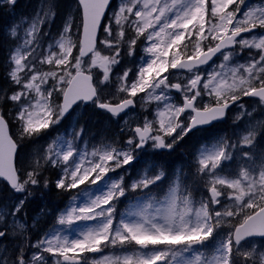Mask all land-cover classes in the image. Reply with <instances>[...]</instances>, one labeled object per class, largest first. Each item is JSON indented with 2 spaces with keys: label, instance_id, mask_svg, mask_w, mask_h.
<instances>
[{
  "label": "snow or ice",
  "instance_id": "snow-or-ice-1",
  "mask_svg": "<svg viewBox=\"0 0 264 264\" xmlns=\"http://www.w3.org/2000/svg\"><path fill=\"white\" fill-rule=\"evenodd\" d=\"M16 2L0 0V6ZM77 3L80 23L67 16L54 43H43L49 32L41 34V28L54 22L56 0H44L22 36L19 23L8 29L18 43L6 59L11 90L0 89V184L19 195L0 206V241H16L13 249L2 245L0 264H264V246L254 239L264 240V150L255 152L257 140H264V119L249 123L236 142L220 138L198 149L194 178L204 189L198 201L188 184L181 190L182 167L174 169L164 199H153L152 186L167 176L162 161H147L130 183V168L108 176L147 148L171 154L189 133L223 120L233 105L251 116L255 109L238 103L243 97L264 111V0L257 7L248 0H118L107 18L111 0ZM245 50L248 58L239 62ZM214 57L219 63L205 76L200 69ZM141 93L142 108L157 102L154 117L130 127L123 145L79 151L74 141L83 140L84 127L73 122L71 139L57 133L42 157L17 164L20 141L38 140L87 105L119 117L136 107ZM9 116L19 140L9 134ZM241 118L237 114L236 121ZM237 156L241 163L233 171ZM48 168L58 170L57 190L103 182L88 203L57 216V224L68 228L78 221L96 224L71 238L53 229L32 241L23 209L37 188H49ZM130 191L146 202L114 223L116 205ZM130 246L131 254L87 255Z\"/></svg>",
  "mask_w": 264,
  "mask_h": 264
},
{
  "label": "rangeland",
  "instance_id": "rangeland-1",
  "mask_svg": "<svg viewBox=\"0 0 264 264\" xmlns=\"http://www.w3.org/2000/svg\"><path fill=\"white\" fill-rule=\"evenodd\" d=\"M43 2L44 0H17L14 8L10 7L11 10H10V16H9L8 21H12V22L7 28V32H8V29L12 25L19 23L20 24L19 31L22 36L24 32V28L27 27V25L31 22V19L33 18L34 14L37 12L38 7H40ZM117 3H118V0L114 2L107 17H111L112 12L115 9ZM248 3L252 7H257L260 5L261 0H248ZM69 15H71L74 18L75 24L80 23V20H79L80 13H79V9L77 7L76 2L74 0H56V18L54 22L51 24V26L46 24L42 26L41 28V34H43L44 31L49 32L48 36L43 37V43L45 45L50 41L54 43V39L58 38V32L61 29L65 18ZM244 35H248V34H244ZM7 36H8V33H7ZM9 40L11 41L12 44H11V47L8 48V54H9V51L13 49L14 45L18 43L17 40H12V39H9ZM247 51L248 50H245V55L237 57V60L239 62H244L245 60H247L248 58L246 54ZM141 55H143V53L140 49H138L137 57ZM217 63H219V57H217L210 65L200 70L205 76H207L210 72H212L213 68L216 67ZM129 64L131 65V62H129ZM117 70H119V66H117ZM94 71H98V69H94ZM3 90H9V91L11 90L8 79H7V85ZM114 91H115V88H112L110 90V92H114ZM120 95H124V94L121 93ZM143 95L144 94L141 93L137 96L136 109L134 111L129 112L122 119H117V120L102 119V123L97 131L94 128H91L92 122H93L92 118L87 119V123L89 125L87 124L86 127L84 126L83 122L81 123L77 122L78 114L82 116V112H83L82 108L84 107L83 106L82 108L78 109L75 113H71L69 116H67V118L61 121V123L57 125L55 128L50 129L47 133L43 134L38 140L20 141V147L18 149V156H17V164L22 165L26 159H29L32 157H35V158L42 157L49 141L53 137H55L57 133L63 134V139L65 140L71 139V136L69 134V129H70V125H72L73 122H75L77 128L80 125H83L84 127L83 140L74 141V147H76L79 151L91 152L93 148L100 149V148H103L107 144H113V143L116 146L123 145L127 137L132 134L131 131L128 130L130 127H135L136 124L138 123L142 124L143 118L145 116H148L150 119L154 117L155 110L157 108V102L152 101L146 105V108H142L141 104L143 103V101L140 100V97ZM172 95L176 98L177 102L180 101L179 93H176L173 90ZM109 99L111 103L118 102L115 99H111L110 96H109ZM253 101L254 100L246 99L245 97H243L241 101H238V103H242L246 106V110L255 109V111L253 112L251 116L244 114V110H241L237 108L235 105H233V107L228 112L227 120H226L227 122L225 125L220 124L216 129L211 130V131L199 130L197 132L190 133L188 136L184 138V140H182L176 146L175 153L184 152L187 155H180L179 158L187 160L186 156H188L189 160L191 158H193L194 160V156L198 155V149H200L201 146L208 147L211 144H215L217 141L220 140L221 137L229 142H236L237 140L241 139L242 133L245 131L249 123L254 124L260 121L261 119H264V111H261L260 108H257V106L254 104ZM261 107H264V106H261ZM161 108H162V105H161ZM89 110L90 111L86 113H90L92 111V109H89ZM4 112L7 114L8 112L7 106H5ZM237 114H240L242 116V118L238 121H236ZM125 118H127L128 120L127 125L124 124ZM8 119L10 121L11 135L13 136L14 139L19 140L18 126L16 124V121L13 120L11 116H9ZM121 128H124L125 131H121ZM244 150H248V149L246 148ZM261 150H264V143L258 142L255 147L256 154L259 155ZM166 153L167 152H161L160 154H166ZM157 155L159 154H155L152 149L147 148L145 151L140 152L138 154V160H134L132 164L128 166H124L123 168L117 169L115 172H109L108 176L115 178L120 173H123L125 171V168H130L131 169L130 174L125 176V183H130L132 179L138 178V175L143 174L141 170L147 166L146 165L147 161H149L150 159L158 161ZM240 163H241V160L237 156V158L231 162V170L234 171ZM195 168L196 166L195 167L193 166L192 170L187 171L186 178L182 183V190H183V184L185 183L188 184L193 189L194 199L198 201L200 199V193H202L204 189L200 187L199 181L194 178ZM55 170H56V175L58 176V170L57 169ZM149 171L150 173H155L156 168L151 167ZM170 180L171 179L168 178L167 183L163 188L165 187L166 189L168 188ZM102 185H103V182L101 181V182H98V185H92L90 183H86V184L80 185L76 189H72L71 191L62 190L65 193V200L62 202L61 207L58 208L57 211L53 214V217H52L53 223L50 224L47 230H39L36 225L34 227L31 225V227L29 228L30 230L29 229H28L29 231L27 230L30 237L36 236L39 239L44 234L50 233L51 230L55 229L59 232V234L68 235L71 238L77 231L84 229L86 227L94 226L96 224V221H78L76 222V224H74L70 228L65 227V226H60L57 224V216L61 212L68 210L72 206H81L85 203H88L92 198L95 197V195L100 194L99 186H102ZM53 188L56 189L55 183H54ZM164 191L165 190H162L161 194H163ZM130 193L133 194V191H130L129 193H127L125 197L121 198V201L124 200L121 206H119L120 203L116 205L117 215H116V219L114 223L118 222L119 219L121 218L129 219L130 217L127 215V213L130 211L138 210V208L143 203L146 202V198H144V200H141L138 195L135 194V196H131ZM18 195L19 194H16L14 196L12 192H9V195L6 197V201L8 202H5L4 200L2 204L10 205L11 202H13L16 196ZM73 196L76 197L75 200H73ZM128 196H131V198L128 199ZM134 198L139 199L140 202L128 205ZM159 200H163V199H159ZM223 230H226V229H222V231ZM5 241H12L13 244L7 245L3 243ZM258 242H260L261 246H264V241H258ZM15 243L16 241L12 237H9L7 240L0 241V251H3L2 245H6L8 249H13L15 246ZM133 250H134V246H130L124 249L109 247V248H105L102 253H91L87 255L91 257L99 258L103 255L131 254Z\"/></svg>",
  "mask_w": 264,
  "mask_h": 264
},
{
  "label": "trees",
  "instance_id": "trees-1",
  "mask_svg": "<svg viewBox=\"0 0 264 264\" xmlns=\"http://www.w3.org/2000/svg\"><path fill=\"white\" fill-rule=\"evenodd\" d=\"M10 10L11 8L9 6H0V89H4L7 85V77L5 71L6 59L8 54V48L11 47L12 44L11 41L9 40V37L7 36L8 33L7 28L12 22V21H8L10 16ZM89 111H90L89 109L86 108L84 109V111L82 112V116H79L78 123L83 122L84 126H87L88 124L87 119L92 118L93 122L91 128H94L97 131L102 123L104 114L94 111L93 113L91 112L86 113ZM260 141L262 140L258 139L257 143ZM174 153H175V149L171 154L166 153V154L157 155L158 161L165 162V169L167 172L166 178L162 180L156 187L152 188L154 190L153 193L156 194L155 197L158 199H160L162 196L161 191L166 189V187L165 188L163 187L166 185L168 178L170 179V172L172 171V167H171L172 162L174 163L176 161H181L184 163L182 183L186 178L187 171L192 170L190 164L188 163L189 161L188 156H186L187 160L179 158L180 155H185L184 152H179V153L176 152L175 154ZM44 175L50 181L49 188L47 190H45L42 186L37 188L35 190V195L31 197L29 201L25 204L23 212L27 213L26 223L27 225H29L30 222L29 220L33 218V216L37 212L41 211V209H44L45 211L43 212L44 214L43 217H45L46 219L45 221L43 220L39 222L37 225L38 228H40L43 225V228L46 229L48 227L49 222L52 219L51 214L57 209V207L61 206V202L64 199V194H60V192L57 193L56 190H54L53 188L54 183L58 178V176L56 175V170L54 168H48L47 171H45ZM135 194L138 195L141 199L143 198L139 192ZM135 194L130 193L131 196H135ZM8 195H9L8 189L4 187L2 184H0V205ZM131 196H128V199H130ZM37 197L39 199H37ZM137 200L139 199L134 198L128 205L133 204Z\"/></svg>",
  "mask_w": 264,
  "mask_h": 264
},
{
  "label": "water",
  "instance_id": "water-1",
  "mask_svg": "<svg viewBox=\"0 0 264 264\" xmlns=\"http://www.w3.org/2000/svg\"><path fill=\"white\" fill-rule=\"evenodd\" d=\"M76 2H77V0H76ZM111 2H112V0H111ZM77 4H78V3H77ZM80 11L82 12L81 9H80ZM248 98H252V97H248ZM130 108H131V107H130ZM130 108H129V109H130ZM129 109H127L126 112H127ZM98 110H99V109H98ZM99 111H103V110H99ZM104 112H105V111H104ZM107 114H108V113H107ZM122 114H124V113H121L120 115H122ZM109 115H110V114H109ZM110 116H111V115H110ZM218 121H219V120H218ZM214 122H217V121H214ZM214 122H213V123H214ZM209 125H210V124H209ZM209 125H205L204 127L209 126ZM256 239H261V238H258V237H257Z\"/></svg>",
  "mask_w": 264,
  "mask_h": 264
},
{
  "label": "flooded vegetation",
  "instance_id": "flooded-vegetation-1",
  "mask_svg": "<svg viewBox=\"0 0 264 264\" xmlns=\"http://www.w3.org/2000/svg\"><path fill=\"white\" fill-rule=\"evenodd\" d=\"M218 127V125H213V126H211L210 128H209V130L211 131V130H214V129H216Z\"/></svg>",
  "mask_w": 264,
  "mask_h": 264
},
{
  "label": "bare ground",
  "instance_id": "bare-ground-1",
  "mask_svg": "<svg viewBox=\"0 0 264 264\" xmlns=\"http://www.w3.org/2000/svg\"><path fill=\"white\" fill-rule=\"evenodd\" d=\"M5 54V53H4ZM175 154V153H174ZM185 155H187V154H185ZM171 176V175H170ZM5 198V197H4ZM51 204H52V202H51ZM42 205V204H41ZM21 218L23 219V216H21ZM44 219H46V218H44Z\"/></svg>",
  "mask_w": 264,
  "mask_h": 264
}]
</instances>
